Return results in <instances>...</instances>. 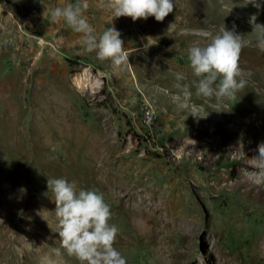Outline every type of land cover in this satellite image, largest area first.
<instances>
[{"label": "rangeland", "instance_id": "rangeland-1", "mask_svg": "<svg viewBox=\"0 0 264 264\" xmlns=\"http://www.w3.org/2000/svg\"><path fill=\"white\" fill-rule=\"evenodd\" d=\"M69 2L0 0V264H78L60 247L48 177L103 193L127 264H264V50L248 22L264 23V2L174 0L163 21H133L89 0L97 34H121V66L50 21ZM234 24L246 84L219 105L193 95L208 115H187L173 74L194 93L187 48Z\"/></svg>", "mask_w": 264, "mask_h": 264}, {"label": "clouds", "instance_id": "clouds-1", "mask_svg": "<svg viewBox=\"0 0 264 264\" xmlns=\"http://www.w3.org/2000/svg\"><path fill=\"white\" fill-rule=\"evenodd\" d=\"M248 3L257 9L260 7L258 0H248ZM98 6L110 10L113 18L127 16L136 21L152 16L157 21H163L173 11L174 0H102ZM89 7V0H75L52 8L48 18L52 22L62 20L73 32L81 34L83 50L94 52L98 60L109 59L114 66L129 62L120 32L108 27L97 34L86 15ZM248 22L253 28L256 43L264 50V23L258 22L255 14ZM235 27L234 24L232 29H228L224 25L210 37L208 32H198L196 35L207 38V42L203 45L193 43L187 48L188 66L198 78L193 82L195 91L193 93L189 84L183 82L185 76L182 72H175L172 87L176 91L170 97L173 104L187 115L194 118L208 115L206 110L190 105L193 95L214 99L219 105L234 97L246 84L238 65L239 53L246 46V41L235 31ZM164 91L167 92V89ZM257 151L255 158L264 160V142L257 145ZM47 189L56 205L54 216L60 247L68 257H74L78 264H127L126 256L114 247L120 230L116 224L110 223L112 213L103 193L95 189L78 190L74 181L63 177H48ZM19 191L26 193L24 187ZM18 214L22 216L23 210ZM40 215L49 224L47 217L42 213ZM45 264L48 262L45 261Z\"/></svg>", "mask_w": 264, "mask_h": 264}, {"label": "bare ground", "instance_id": "bare-ground-1", "mask_svg": "<svg viewBox=\"0 0 264 264\" xmlns=\"http://www.w3.org/2000/svg\"><path fill=\"white\" fill-rule=\"evenodd\" d=\"M161 212V209H159L158 207L155 209V216H159ZM5 249V248H4ZM3 249V250H4Z\"/></svg>", "mask_w": 264, "mask_h": 264}, {"label": "built area", "instance_id": "built-area-1", "mask_svg": "<svg viewBox=\"0 0 264 264\" xmlns=\"http://www.w3.org/2000/svg\"><path fill=\"white\" fill-rule=\"evenodd\" d=\"M151 116H152V118H151ZM151 116H150V118H151V120H153V118H154V115L152 114Z\"/></svg>", "mask_w": 264, "mask_h": 264}]
</instances>
